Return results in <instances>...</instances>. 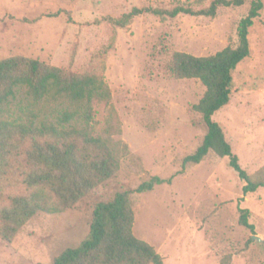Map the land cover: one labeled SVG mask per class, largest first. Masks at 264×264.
<instances>
[{"label":"rangeland","instance_id":"obj_1","mask_svg":"<svg viewBox=\"0 0 264 264\" xmlns=\"http://www.w3.org/2000/svg\"><path fill=\"white\" fill-rule=\"evenodd\" d=\"M251 1L220 7L216 16L181 13L162 19L146 12L120 26L112 18L134 7L198 10L212 0H0V59L38 58L108 83L112 100L95 102L93 131L109 140L121 164L115 176L72 208L39 212L12 242L0 236V264H53L65 249L82 245L98 202L135 190L155 175L166 182L132 195L134 232L167 264H219L228 254L230 264H264V187L244 195L245 181L230 158L213 150L184 168V158L207 131L193 108L206 86L170 70L175 51L204 56L236 46L238 24ZM249 38L251 55L234 71L231 100L213 119L243 168L254 174L264 166V8ZM27 103L21 90L7 116H25ZM53 106L61 107L40 103V114ZM240 208L249 209L254 230L240 223Z\"/></svg>","mask_w":264,"mask_h":264},{"label":"trees","instance_id":"obj_2","mask_svg":"<svg viewBox=\"0 0 264 264\" xmlns=\"http://www.w3.org/2000/svg\"><path fill=\"white\" fill-rule=\"evenodd\" d=\"M244 3L245 0H212L209 6L198 10L184 5L134 7L112 20L125 26L146 12L162 19L181 13L216 16L220 7ZM263 8V0L251 1L248 14L238 24L236 46L204 56L175 51L170 62L175 77L198 78L206 86L193 108L202 114L207 131L196 151L184 158V168L188 163H200L210 150L228 156L231 166L245 181L244 195L264 187V166L254 174L243 168L213 115L231 100L233 73L251 55L250 28ZM21 90L26 91L28 98L26 114L10 118L9 106ZM111 100V88L102 76L78 73L24 55L0 59V236L5 241L12 242L39 212L66 211L118 173L120 159L109 140L93 131L95 102ZM50 102L61 107L53 106L40 114L39 104ZM164 182L155 175L135 190L98 202L82 245L65 249L53 264H167L154 245L135 234L132 198L134 193L153 190ZM239 221L255 229L248 208H240ZM231 260L232 254H228L219 264H230Z\"/></svg>","mask_w":264,"mask_h":264},{"label":"water","instance_id":"obj_3","mask_svg":"<svg viewBox=\"0 0 264 264\" xmlns=\"http://www.w3.org/2000/svg\"><path fill=\"white\" fill-rule=\"evenodd\" d=\"M254 239H257L258 241H263V238L259 235H253Z\"/></svg>","mask_w":264,"mask_h":264}]
</instances>
